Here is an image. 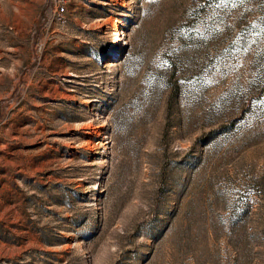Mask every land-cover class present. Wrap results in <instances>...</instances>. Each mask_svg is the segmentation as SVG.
Returning <instances> with one entry per match:
<instances>
[{
  "label": "rangeland",
  "instance_id": "374dc122",
  "mask_svg": "<svg viewBox=\"0 0 264 264\" xmlns=\"http://www.w3.org/2000/svg\"><path fill=\"white\" fill-rule=\"evenodd\" d=\"M0 264H264V0H0Z\"/></svg>",
  "mask_w": 264,
  "mask_h": 264
},
{
  "label": "built area",
  "instance_id": "2783aa9c",
  "mask_svg": "<svg viewBox=\"0 0 264 264\" xmlns=\"http://www.w3.org/2000/svg\"><path fill=\"white\" fill-rule=\"evenodd\" d=\"M65 10L63 6L55 7V20L57 22H63Z\"/></svg>",
  "mask_w": 264,
  "mask_h": 264
},
{
  "label": "bare ground",
  "instance_id": "6f19581e",
  "mask_svg": "<svg viewBox=\"0 0 264 264\" xmlns=\"http://www.w3.org/2000/svg\"><path fill=\"white\" fill-rule=\"evenodd\" d=\"M116 31V40L115 43L113 44L115 47H118L119 45H121V38H120V33L118 28H115Z\"/></svg>",
  "mask_w": 264,
  "mask_h": 264
}]
</instances>
